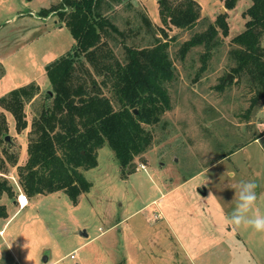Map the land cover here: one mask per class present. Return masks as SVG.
I'll use <instances>...</instances> for the list:
<instances>
[{
    "label": "rangeland",
    "instance_id": "1",
    "mask_svg": "<svg viewBox=\"0 0 264 264\" xmlns=\"http://www.w3.org/2000/svg\"><path fill=\"white\" fill-rule=\"evenodd\" d=\"M196 1L200 15L189 29L164 25L159 0H124L113 6L115 24L132 28L127 43L134 47L152 38L141 15L164 28L166 36L158 34L168 42L176 72L167 85L171 109L150 127L154 141L133 159L126 178L104 145L94 167L80 168L92 186L76 203L54 191L28 198L26 208L18 210L2 195L8 215L0 218V264H264V232L228 221L241 180L257 182L250 214H264V102L250 105L255 89L245 76L230 71L234 63L229 57L232 38L245 29L243 13L251 0H236L227 8L223 0ZM60 2L0 0V93L33 81L39 85L38 94L24 105L23 131L18 133L11 114L3 111L10 135L5 144L11 145L16 164L8 160L2 173L12 186L18 181L17 166L27 160L31 120L50 88L44 67L74 45L56 11L40 12ZM225 13L227 35L219 31V43L205 63L203 46L181 59L182 42ZM137 24L142 25L139 31ZM109 42L123 60L122 45ZM223 80L231 82L219 88Z\"/></svg>",
    "mask_w": 264,
    "mask_h": 264
},
{
    "label": "trees",
    "instance_id": "2",
    "mask_svg": "<svg viewBox=\"0 0 264 264\" xmlns=\"http://www.w3.org/2000/svg\"><path fill=\"white\" fill-rule=\"evenodd\" d=\"M124 0H61L56 6L42 9L41 15L58 13L73 39L72 51L45 65L50 88L43 94L40 107L30 123L26 146L27 160L17 166L18 186L33 197L63 191L76 203L92 183L82 169L97 164V150L107 145L118 162L122 178L133 171V159L151 147L152 129L162 115L171 109L168 84L176 76L168 51L167 40H162L163 27H154L143 14L141 22L152 31V38L141 48L128 44L129 30L119 28L110 14L115 4ZM236 0H223L231 7ZM130 6V4H128ZM200 15L196 0H159V17L164 25L179 29L192 28ZM247 17L245 29L232 38L234 47L229 57L234 66L230 71L245 76L252 89L251 106L264 102V0H251L243 13ZM225 14L214 23L182 42L179 56L195 46H203V63L211 49L218 45L219 31L225 36L228 26ZM142 25L137 24L136 31ZM120 43L123 60L117 58L110 46ZM203 69V66L202 68ZM2 71H0V76ZM231 80L221 81L229 84ZM39 92L36 82L11 89L0 97V197L15 200L17 190L2 173L6 162L16 164L6 145L8 125L3 111L14 119L19 133L27 127L25 103ZM136 109V112L134 110ZM8 215L5 204H0V218Z\"/></svg>",
    "mask_w": 264,
    "mask_h": 264
},
{
    "label": "clouds",
    "instance_id": "3",
    "mask_svg": "<svg viewBox=\"0 0 264 264\" xmlns=\"http://www.w3.org/2000/svg\"><path fill=\"white\" fill-rule=\"evenodd\" d=\"M258 184L255 180H241L235 189V203L231 215L228 217L229 223L234 226H244L264 232V214L259 211L252 212L253 205L257 200Z\"/></svg>",
    "mask_w": 264,
    "mask_h": 264
},
{
    "label": "built area",
    "instance_id": "4",
    "mask_svg": "<svg viewBox=\"0 0 264 264\" xmlns=\"http://www.w3.org/2000/svg\"><path fill=\"white\" fill-rule=\"evenodd\" d=\"M16 189H17V195L15 198V205L17 206L18 209H22L28 205V197L26 194L20 189L18 186V183L15 184ZM73 254H70V257H73Z\"/></svg>",
    "mask_w": 264,
    "mask_h": 264
},
{
    "label": "water",
    "instance_id": "5",
    "mask_svg": "<svg viewBox=\"0 0 264 264\" xmlns=\"http://www.w3.org/2000/svg\"><path fill=\"white\" fill-rule=\"evenodd\" d=\"M228 77H229V75L226 76V78H228ZM134 112H136V109L134 110ZM4 140H5L7 143H9V142H10V135H9V134L5 135V136H4ZM14 203H15V200H14ZM43 259L46 261V260H47V257L44 256Z\"/></svg>",
    "mask_w": 264,
    "mask_h": 264
},
{
    "label": "crops",
    "instance_id": "6",
    "mask_svg": "<svg viewBox=\"0 0 264 264\" xmlns=\"http://www.w3.org/2000/svg\"><path fill=\"white\" fill-rule=\"evenodd\" d=\"M46 18V17H45ZM60 25V24H59ZM60 26H62V25H60ZM6 91H3V93H5ZM2 93V92H1ZM1 93H0V95H1ZM2 93V94H3ZM1 97V96H0ZM38 195H41V194H38ZM38 195H36V196H38ZM36 196H33V197H29V200H31V201H33V199L36 197ZM13 203H14V200H13ZM15 204V203H14ZM16 206V205H15ZM24 208H26V207H24ZM24 208H22V209H24ZM18 210H20V209H18ZM3 234V233H2Z\"/></svg>",
    "mask_w": 264,
    "mask_h": 264
}]
</instances>
